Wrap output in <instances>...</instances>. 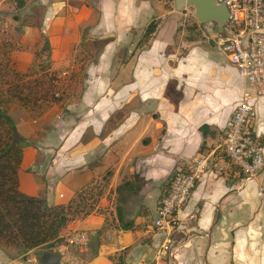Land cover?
Instances as JSON below:
<instances>
[{
	"label": "crops",
	"instance_id": "obj_1",
	"mask_svg": "<svg viewBox=\"0 0 264 264\" xmlns=\"http://www.w3.org/2000/svg\"><path fill=\"white\" fill-rule=\"evenodd\" d=\"M16 2L23 50L11 60L13 68L32 66L40 40L54 69L85 64L87 51L94 58L90 68L86 64L78 104L66 111L53 107L40 118L17 107L10 111L28 142L18 170L22 193L66 206L88 186V195L99 199L62 228L89 237L75 254L77 263L114 264L130 247L132 264L152 263L169 240L170 255L159 264H264V169L249 181L234 170L205 175L170 236L150 225L145 230L172 173L194 157L222 152L246 91L256 108L253 129L264 141V99L218 49L224 29L204 23L206 39H186L176 0ZM151 24L154 31L144 38ZM127 224L132 228L124 230ZM143 238L148 246H136ZM27 254L41 264L59 263L52 249Z\"/></svg>",
	"mask_w": 264,
	"mask_h": 264
},
{
	"label": "built area",
	"instance_id": "obj_2",
	"mask_svg": "<svg viewBox=\"0 0 264 264\" xmlns=\"http://www.w3.org/2000/svg\"><path fill=\"white\" fill-rule=\"evenodd\" d=\"M227 10L223 33L216 37L218 49L235 67L238 76L264 99V0H217ZM246 91L236 106L225 131L222 152L214 157H194L184 168L169 178L168 189L162 195L153 227L170 234L178 227L180 210L185 206L196 184L207 174L221 175L236 171L245 181L255 179L264 169V145L261 135L253 129L256 108ZM86 233H76L55 248L58 264H78L75 254L87 247ZM170 242L161 244L151 264L167 258ZM29 264H41L35 258ZM27 263V264H28Z\"/></svg>",
	"mask_w": 264,
	"mask_h": 264
},
{
	"label": "trees",
	"instance_id": "obj_3",
	"mask_svg": "<svg viewBox=\"0 0 264 264\" xmlns=\"http://www.w3.org/2000/svg\"><path fill=\"white\" fill-rule=\"evenodd\" d=\"M153 31L151 24L146 37ZM26 76L0 57V249H17L21 255L38 249L54 250L62 242L60 231L71 215V203L50 206L19 189L18 170L28 142L18 133L10 107L14 102L27 107L34 98L31 93L23 94L21 83ZM205 129L201 127L203 134ZM168 185L164 186L163 195ZM122 228L129 230L132 225Z\"/></svg>",
	"mask_w": 264,
	"mask_h": 264
},
{
	"label": "rangeland",
	"instance_id": "obj_4",
	"mask_svg": "<svg viewBox=\"0 0 264 264\" xmlns=\"http://www.w3.org/2000/svg\"><path fill=\"white\" fill-rule=\"evenodd\" d=\"M0 3H2V7L0 9V57L5 61H9L11 64V60H14L15 54L20 53L23 50L21 44V33L18 28L20 26V16L18 12L20 6L19 2L15 3V0H0ZM180 13L181 20L179 30H184L186 39L188 38L190 41L200 40L201 38L206 39L207 33L195 16L194 7L187 6L182 9ZM144 38L148 37L144 35ZM87 53L88 56L86 59L81 60L85 61V64L83 63L73 67L67 65L54 69L49 62V54L44 47V43L40 40V45L34 52V62L32 66L27 71L21 72L27 73L26 78H24L21 83L24 90L23 94L31 93L34 95V98L28 103L27 107H23L18 102H14L10 107V111H12V108L14 109L17 107L26 111L31 118H40L45 113H50V111L52 112L53 107H59L60 109H64V111H66V109L70 106L78 104L80 101V93L85 84L84 76L86 64H88V68H90L94 60L93 56L90 57L89 51H87ZM78 115H80V113H78ZM53 126L54 124H52L51 127L55 130ZM95 197V193L88 195V186H86L82 192L78 193L71 203V215L69 221L73 220L76 216L80 217L85 213L90 212L94 208L95 202H98L99 200ZM40 199L45 200L44 198ZM129 213H133L132 210H130ZM153 219V217H148L146 219L147 224H145V230L147 225H150L153 229ZM111 226L113 225L111 224ZM66 229H61L60 235L69 238L71 235H68L69 233H67ZM153 232H155L154 229ZM76 233L80 232H75L72 235ZM151 234L152 232L149 235ZM148 242L149 238H143L139 240L136 246L140 243L139 245L146 248L149 244ZM95 247L96 246L92 244L93 254ZM132 248L133 247H130L120 252V256H118L119 253H116L115 259L117 256L119 258L114 264H132L130 261V258L132 257L130 252L131 250L134 251ZM27 253L21 255L20 251L17 249L1 248L0 264H4V261L7 262L8 260L14 259L28 263L27 261L33 257ZM87 257L90 259L92 254L88 253ZM149 263L150 260L146 259L144 264Z\"/></svg>",
	"mask_w": 264,
	"mask_h": 264
},
{
	"label": "water",
	"instance_id": "obj_5",
	"mask_svg": "<svg viewBox=\"0 0 264 264\" xmlns=\"http://www.w3.org/2000/svg\"><path fill=\"white\" fill-rule=\"evenodd\" d=\"M187 6H193L195 16L199 23L213 22L223 31L227 21V10L224 6L218 5L217 0H176V9L181 11Z\"/></svg>",
	"mask_w": 264,
	"mask_h": 264
}]
</instances>
